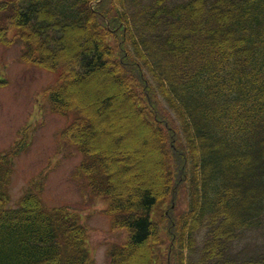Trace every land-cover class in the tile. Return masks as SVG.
<instances>
[{"label":"trees","instance_id":"trees-1","mask_svg":"<svg viewBox=\"0 0 264 264\" xmlns=\"http://www.w3.org/2000/svg\"><path fill=\"white\" fill-rule=\"evenodd\" d=\"M9 29L26 60L60 73L63 135L127 231L110 264H264V248L237 249L264 228V0H0L1 40ZM10 164L0 264H93L77 213L32 192L7 206ZM147 170L152 182H124Z\"/></svg>","mask_w":264,"mask_h":264},{"label":"rangeland","instance_id":"rangeland-1","mask_svg":"<svg viewBox=\"0 0 264 264\" xmlns=\"http://www.w3.org/2000/svg\"><path fill=\"white\" fill-rule=\"evenodd\" d=\"M5 36V40L0 39V155H6L12 162L8 205L16 207L27 192H35L49 208H65L80 214L87 229L93 264H110L108 248L114 242H123L126 232L112 229L105 211L106 200L93 195L85 176L78 173L84 155L61 136V129L71 122L72 115L54 112L47 100L48 89L59 75L23 61L22 44L13 39V30H7ZM108 80L106 76L104 82ZM89 108L93 110L92 105ZM99 124L105 127L102 132L107 133V121L99 120ZM26 128L30 132V143L14 151L24 138L21 132ZM121 128L126 130L125 126ZM146 145L152 147L151 142ZM133 165L129 162L121 164L122 168ZM155 176L152 170H147L125 177L124 182L144 184L152 182ZM164 228L162 226V235L166 236ZM202 239L199 237V242ZM167 241H170L169 237ZM263 248L264 228L247 232L237 245L243 255ZM132 256H136L135 252Z\"/></svg>","mask_w":264,"mask_h":264}]
</instances>
